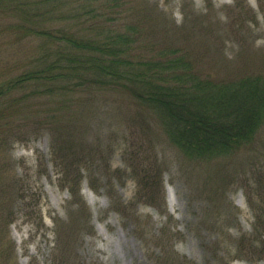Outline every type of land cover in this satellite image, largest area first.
<instances>
[{
	"label": "rangeland",
	"instance_id": "rangeland-1",
	"mask_svg": "<svg viewBox=\"0 0 264 264\" xmlns=\"http://www.w3.org/2000/svg\"><path fill=\"white\" fill-rule=\"evenodd\" d=\"M94 1L55 0L43 8L44 26L53 34L63 28L87 36L130 27L135 70L186 53L219 77L264 72V0H212L211 6L206 0ZM20 18L16 13L10 20L19 24ZM10 20L0 30L15 37ZM54 41L23 40L7 45L2 57L55 51ZM84 83L70 92L65 79L42 81L28 88L20 108L13 106L20 116L0 158V264H154L164 244L195 264H264L250 243L239 242L260 233L264 240V231L255 230V209L263 203L248 156L190 160L127 90ZM258 144L264 154V133ZM67 145L90 158L78 186L87 210L74 204L54 164L60 161L54 147ZM142 160H158L163 170L164 196L155 203L136 200L129 167Z\"/></svg>",
	"mask_w": 264,
	"mask_h": 264
},
{
	"label": "trees",
	"instance_id": "trees-1",
	"mask_svg": "<svg viewBox=\"0 0 264 264\" xmlns=\"http://www.w3.org/2000/svg\"><path fill=\"white\" fill-rule=\"evenodd\" d=\"M29 1L32 0H0V23L14 18L16 13L21 15L19 24L10 20L9 26L17 30L15 37L7 36V28L0 30V158L8 141L7 135L13 132L14 117L20 116V111L14 110L13 106L18 104L20 108L28 99L30 86L65 79L72 83V89H67L70 92L75 87L87 86L84 83L87 80L101 87H121L137 101L145 116L164 127L170 143L190 160L210 163L240 152L248 156L244 159L251 167L256 193L263 203L259 209L254 208L255 230L256 233L260 229L264 231V154L258 144L264 133V72L219 77L197 68V62L186 53L145 62L144 69L135 70L130 56L134 44L130 27L126 32L107 36L97 31L92 36L81 34L80 30L67 33L65 28L53 34L44 26L47 12L43 8L55 6V0H37L31 5ZM206 2L208 6L212 5V0ZM250 8L249 5L248 11ZM97 11L98 7L89 13L96 15ZM76 21L80 24V18ZM35 37L50 40L54 37L58 47L55 51L51 48L42 51L40 55L31 53L27 58L25 55L24 60L9 61L2 57L7 45L21 44L23 40ZM31 66L34 69L28 70ZM54 152L59 154L60 161L54 160V164L60 169L64 187L70 190L74 204L87 210L78 186L84 179L82 172L88 170L90 158L85 159L82 151L68 145L54 147ZM144 161L134 162L129 167L138 187L136 200L155 203L164 196L163 170L158 160ZM244 181L247 182L245 191L253 204L249 194L251 183L247 179ZM241 241L250 243L252 253L264 256L261 233L259 238L243 237ZM154 264L195 263L164 244L159 248Z\"/></svg>",
	"mask_w": 264,
	"mask_h": 264
}]
</instances>
